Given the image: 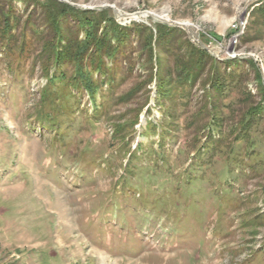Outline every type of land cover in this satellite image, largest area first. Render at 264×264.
Returning a JSON list of instances; mask_svg holds the SVG:
<instances>
[{"label":"rangeland","instance_id":"obj_1","mask_svg":"<svg viewBox=\"0 0 264 264\" xmlns=\"http://www.w3.org/2000/svg\"><path fill=\"white\" fill-rule=\"evenodd\" d=\"M56 1L105 11L99 32L152 28L153 70L135 32L92 100L54 78L71 72L53 62L45 0H0V264H264V0ZM158 24L176 29L165 52ZM188 28L219 61V92L210 67L158 89L160 67L201 47ZM207 135L221 153L193 167Z\"/></svg>","mask_w":264,"mask_h":264},{"label":"trees","instance_id":"obj_2","mask_svg":"<svg viewBox=\"0 0 264 264\" xmlns=\"http://www.w3.org/2000/svg\"><path fill=\"white\" fill-rule=\"evenodd\" d=\"M45 2L48 9H50L46 15L47 21L52 26L53 37L58 41L57 48L52 52L53 62L57 66L63 64L69 67L71 72V75H67L65 71L59 72L60 74L57 71L59 75L56 74L54 77L55 79L64 77L69 79L72 78L70 84L77 88V90L83 89L90 95L91 99L94 100L98 92L96 88L99 86L102 87L109 76L107 71L109 70L108 65L111 63V60L114 57L113 60L117 61L116 58L118 59L122 46L127 40H130L129 38H131V36L135 35V32H137L136 35L138 37L139 46L141 44V46L143 45L142 47H146V50H148L149 59L146 60L144 64L148 65L150 63L152 66L148 68L153 70L154 32L152 28L138 23H132L130 26L123 27L111 19V23H108L106 30L99 32L100 25L95 17L104 15L105 11L96 12L82 10L56 0H45ZM72 16L79 18V25H77V31L75 29L74 32H71V37H69L65 34L64 22L62 19ZM78 28H82L83 34L80 35V30ZM138 28H144L147 33L143 41H141L143 34L136 31ZM175 30V28L166 25H157L159 41L162 42L160 45L164 52L169 48L163 43L170 41L172 43V41L178 38L177 35L174 34ZM157 43L156 41V44ZM186 49V56H188L189 61L181 64L180 60H177L173 70L164 67L161 69L160 60L158 59L157 62L160 67L159 74H161L160 81L158 82V89L162 90V88L166 86V80L169 78L173 79L174 77L179 79V83L185 85L189 84L187 86L191 87L204 75L206 68L210 67L209 70L211 69L212 72L214 70L213 76H216L212 79L210 84L219 92L221 90L219 85L220 77L222 76L220 70H218L219 61L216 62V59H214L206 49L199 46L187 44ZM94 73H98L102 79L98 80V78L94 77ZM60 95L63 96L62 93L58 96ZM71 96H77V94L71 93ZM216 126H218V124H212V128H218ZM198 143V145L194 144L191 147L188 146L192 155L189 158V163L192 164L193 167L198 166L195 165L193 161L194 158L198 156L197 159L202 157L198 161L201 165L207 166L208 164H213L216 156L221 153L220 151L223 145L220 144V140L211 135H207V137L198 139ZM210 159H212L211 162L209 161Z\"/></svg>","mask_w":264,"mask_h":264},{"label":"water","instance_id":"obj_3","mask_svg":"<svg viewBox=\"0 0 264 264\" xmlns=\"http://www.w3.org/2000/svg\"><path fill=\"white\" fill-rule=\"evenodd\" d=\"M116 13H117L118 15L123 16V17H130V16H131V15H124V14H121V13H119L117 10H116ZM140 14H141L140 12H136V13H134V14H132V15H134V17H137V16H139ZM147 14H148V12H147ZM171 24H172V25H176V26L187 27V26L185 25V23H177V22H173V23H171ZM188 33H189L190 36L193 38V40H194L195 42H197L201 47H203V48L206 47L205 43L200 39V37H199V33L194 32L193 30H191V28H188Z\"/></svg>","mask_w":264,"mask_h":264},{"label":"bare ground","instance_id":"obj_4","mask_svg":"<svg viewBox=\"0 0 264 264\" xmlns=\"http://www.w3.org/2000/svg\"><path fill=\"white\" fill-rule=\"evenodd\" d=\"M130 17H134V15H131ZM185 25H186L187 27H189L186 23H185Z\"/></svg>","mask_w":264,"mask_h":264},{"label":"built area","instance_id":"obj_5","mask_svg":"<svg viewBox=\"0 0 264 264\" xmlns=\"http://www.w3.org/2000/svg\"><path fill=\"white\" fill-rule=\"evenodd\" d=\"M244 25V23H242Z\"/></svg>","mask_w":264,"mask_h":264}]
</instances>
